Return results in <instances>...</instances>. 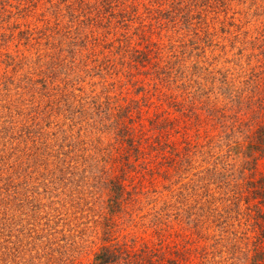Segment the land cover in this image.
<instances>
[{"label":"rangeland","instance_id":"1","mask_svg":"<svg viewBox=\"0 0 264 264\" xmlns=\"http://www.w3.org/2000/svg\"><path fill=\"white\" fill-rule=\"evenodd\" d=\"M79 1L0 0V264H264V0Z\"/></svg>","mask_w":264,"mask_h":264},{"label":"trees","instance_id":"2","mask_svg":"<svg viewBox=\"0 0 264 264\" xmlns=\"http://www.w3.org/2000/svg\"><path fill=\"white\" fill-rule=\"evenodd\" d=\"M82 1L84 0H80L79 2L82 3ZM115 0H101V4H107L106 7H109L110 9H112L113 7H115L116 5H113V2ZM105 2V3H104ZM117 1H115L116 3ZM98 7V6H97ZM259 137H258V144L259 147L261 148V150L264 151V128H260L259 130ZM248 185H252V189H251V193H254V195L251 196V198L254 199H258V201L260 203H264V179L263 178H259L257 181L255 182H247ZM246 184V185H247ZM249 187V186H248ZM240 186H238V184L235 185V189H234V193L233 196L231 197L232 200H237L238 196L237 193H239L241 191ZM248 188L246 187V190ZM248 201V200H247ZM130 256V253L128 254H123V252H121L119 249L115 250L112 249L109 246H103L100 251H98L95 256H94V261L92 262V264H130L131 261L129 262L128 258Z\"/></svg>","mask_w":264,"mask_h":264}]
</instances>
